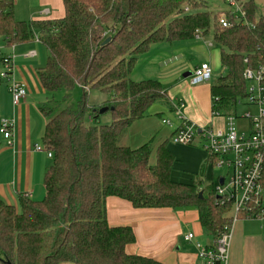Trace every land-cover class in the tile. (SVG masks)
<instances>
[{"label": "trees", "instance_id": "1", "mask_svg": "<svg viewBox=\"0 0 264 264\" xmlns=\"http://www.w3.org/2000/svg\"><path fill=\"white\" fill-rule=\"evenodd\" d=\"M216 1L62 0V20L23 23L14 20L13 0H0L6 48L33 42L32 30L37 32L45 50L37 79L45 93H63L59 101L38 107L45 121L42 147L52 153L42 178L43 199L19 196L17 208L0 200V264H162L126 254L134 235L128 226L107 223L108 198L136 210H195L213 244L233 220L259 218L254 203L236 213L232 199L215 195L218 176L212 174L210 182L206 177L210 159L192 185L172 182L170 135L155 148L152 141L136 148L121 143L150 106L162 104L173 112L158 81L129 79L138 58L152 46L205 33H211L222 69L209 87L211 116L236 118L247 98L243 71L264 65V17L253 0H235L244 18L228 8L216 16L210 11ZM222 16L229 28L220 26ZM2 63L0 57V72ZM4 83L0 78V87ZM76 88L82 95L73 102ZM91 92L105 95V104L88 106ZM103 108L107 112L99 114ZM107 114L109 121L102 122ZM260 184L264 192V164Z\"/></svg>", "mask_w": 264, "mask_h": 264}, {"label": "crops", "instance_id": "2", "mask_svg": "<svg viewBox=\"0 0 264 264\" xmlns=\"http://www.w3.org/2000/svg\"><path fill=\"white\" fill-rule=\"evenodd\" d=\"M32 1L27 0L30 8L33 6L28 13L32 22H54L63 19L62 0ZM259 15L264 17L260 13ZM32 34L34 36L37 32L32 30ZM33 45L34 42L29 41L14 46L13 66L15 60L20 57L27 59L37 56ZM4 49L6 56L11 54L10 48ZM30 52H34L33 57L26 56ZM16 65L13 69V79ZM174 81L175 84L168 90L163 88L171 104L181 101L184 104L183 115L199 130L205 126L218 130L220 127L216 126L215 119L219 118H211L209 87L206 92L208 101L205 102V92L199 87L201 84L188 88L183 81ZM17 82L25 85L27 95L26 83L22 79ZM7 84L8 82L4 83V89L0 87V120L13 121V139L11 146H7L0 136V200L17 208L19 196H27L35 201L43 198L42 178L51 160L47 159L44 153L34 151L36 145L42 146L45 121L38 107L45 102H35L26 96L19 104L13 105ZM105 211L106 221L110 226L131 228L135 241L125 248L126 254L130 256L148 258L162 264H204L195 245H213L212 239L210 243L207 242V238L211 237L203 233L200 226L194 235L190 232L186 222L188 212H174L169 209L136 210L127 202L116 198H108L105 201ZM187 234L193 235L189 243L184 240ZM227 264H264V214L256 219H242L233 224Z\"/></svg>", "mask_w": 264, "mask_h": 264}, {"label": "rangeland", "instance_id": "3", "mask_svg": "<svg viewBox=\"0 0 264 264\" xmlns=\"http://www.w3.org/2000/svg\"><path fill=\"white\" fill-rule=\"evenodd\" d=\"M33 3L35 4V2ZM253 3L257 7L258 12L264 15V0H253ZM31 8H33V6H31ZM31 8L27 0H14V19L19 22H32V19L29 20L30 15L28 14L29 11H31ZM226 10L227 7L221 3V0H217L210 6V11L216 13V16L221 15ZM1 47V53L6 55V50L4 49L5 46L2 40H0V48ZM32 48L37 53L36 57L27 59L26 57H20L18 60H15L17 65L15 63L16 68L14 79L16 81L22 79L26 83V96L32 101H59L63 93L57 92L53 95L45 93L37 79L36 70L43 66L45 60L44 48L40 44H35ZM202 64L208 65L211 70L210 80L200 86L197 85L204 90V99L205 102H207L208 94L206 92H208V87H210V85L222 73L219 64L218 48L212 42L211 33H205L204 36L202 35V38L198 37L197 39L192 40L172 42L171 44L162 43L152 46L149 51L140 56L137 62L133 65L129 79L133 82L156 80L165 90H168L175 84V79L183 81L188 88L196 87V85L193 86L190 84L191 76L194 70ZM185 74H188V76L183 78ZM1 86L4 89L3 84ZM81 95V89L76 88L72 93L71 101H78ZM105 101L106 96L98 92H91L88 95V106L100 107L105 104ZM256 112V108L248 103L246 104V101L244 100L242 101V104L238 106L235 113L236 118H233V127L238 136L244 135L247 137L249 135V120L242 117L247 114L253 116ZM145 114V117L141 121L133 124V126L127 131V137H124L123 140L121 139V143L125 144L129 142L132 145L130 147L136 148L152 141L153 148H155L162 140L169 136L171 130L162 125L161 116L164 115L162 116V119H169L172 123H176V120L164 105L154 104L147 109ZM211 118L215 117L211 116ZM109 119L110 117L108 114L104 115L103 120ZM103 120L101 121L104 122ZM215 120L216 126H219L221 129L225 127L223 120ZM202 128L204 129L207 127L205 126ZM168 150L175 160L171 168V181L182 185H192L195 179L200 176L203 165L208 160V154L200 146L175 145L171 140L168 143ZM212 172L211 170L206 172L207 182H210L212 174L215 177L225 175V171L214 169ZM42 197H44V195ZM184 212H188L186 218L187 226L189 227L190 232L194 235V233H196L195 231L199 230L197 213L195 210H187ZM210 239L211 238H207L208 243L211 242Z\"/></svg>", "mask_w": 264, "mask_h": 264}, {"label": "built area", "instance_id": "4", "mask_svg": "<svg viewBox=\"0 0 264 264\" xmlns=\"http://www.w3.org/2000/svg\"><path fill=\"white\" fill-rule=\"evenodd\" d=\"M232 16L244 18V12L235 0H224ZM219 24L222 28H229V21L221 17ZM6 46L7 39L0 38ZM33 42L39 44L37 34L33 36ZM6 48V47H4ZM11 54L6 56L1 53L3 60L0 78L8 82V93L13 105L19 104L26 97L25 85L13 79V49L9 47ZM27 57H33L34 52H30ZM246 63V61L244 62ZM243 80L247 86L246 102L255 107V115H246L242 118L249 120V135L238 136L233 127V118L226 119L214 116L224 121L223 129L213 130L212 128L198 129L191 124L183 115L184 104L179 101L173 105L172 115L176 123L169 119H161L162 125L171 130L170 140L175 145L200 146L207 154L211 164L208 170L225 171V175L218 176V184L215 186V195L221 201L226 199L233 200V208L236 213L248 211V205L254 203L259 208L258 217L264 214V192L261 187V174L264 164V65L258 69L245 68L243 71ZM211 78V70L206 64L196 68L191 76L190 84L200 85L208 82ZM0 136L11 146L13 139V121L0 120ZM34 151L44 153L47 159H52V153L42 146L36 145ZM221 182V184H220ZM255 218V217H254ZM236 220H233V224ZM226 228L221 237L212 247H201L195 245L199 257L204 264H227L229 242L231 238L232 227ZM192 234H187L185 242H191Z\"/></svg>", "mask_w": 264, "mask_h": 264}, {"label": "water", "instance_id": "5", "mask_svg": "<svg viewBox=\"0 0 264 264\" xmlns=\"http://www.w3.org/2000/svg\"><path fill=\"white\" fill-rule=\"evenodd\" d=\"M108 42H109V39L105 40V41L103 42L102 45H105V44H107ZM187 76H188V74H185V75L183 76V78H186ZM106 112H107V109H106V108H103V109L99 110V114H104V113H106ZM220 184H221V182H220ZM200 195H201V194H199V197H200Z\"/></svg>", "mask_w": 264, "mask_h": 264}]
</instances>
